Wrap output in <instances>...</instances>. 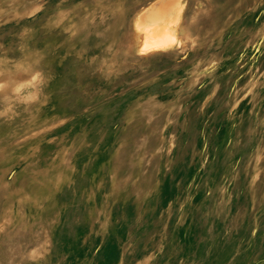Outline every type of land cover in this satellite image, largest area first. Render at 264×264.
Masks as SVG:
<instances>
[{
  "label": "rangeland",
  "instance_id": "rangeland-1",
  "mask_svg": "<svg viewBox=\"0 0 264 264\" xmlns=\"http://www.w3.org/2000/svg\"><path fill=\"white\" fill-rule=\"evenodd\" d=\"M0 264H264V0H0Z\"/></svg>",
  "mask_w": 264,
  "mask_h": 264
},
{
  "label": "bare ground",
  "instance_id": "bare-ground-1",
  "mask_svg": "<svg viewBox=\"0 0 264 264\" xmlns=\"http://www.w3.org/2000/svg\"><path fill=\"white\" fill-rule=\"evenodd\" d=\"M149 3V2H148ZM154 3H156V2H154ZM161 5V4H160ZM163 5V4H162ZM162 5L160 6V7H157L158 8V10H159V12L161 13V14H165L166 13V11H165V13L163 12V10H161L160 8L162 7ZM142 7V6H141ZM149 7V6H148ZM151 7H152V5H151ZM154 7V6H153ZM179 7V6H178ZM182 7H183V5H182ZM181 6H180V8H182ZM180 8H178V9H180ZM127 10V9H126ZM147 10V9H146ZM157 10V9H156ZM157 10V11H158ZM161 10V11H160ZM206 10V9H205ZM130 11V10H129ZM154 11H155V9H154ZM153 11V12H154ZM156 11V12H157ZM179 11L180 10H178V13H179ZM144 12V11H143ZM143 12H142V14H143ZM155 12V13H156ZM158 12V13H159ZM163 12V13H162ZM123 13H125V12H123ZM129 13V12H128ZM177 13V14H178ZM141 14V15H142ZM131 15V14H130ZM154 15V14H153ZM176 15V14H175ZM127 16V15H126ZM155 16V15H154ZM158 16H159V14H158ZM157 16V17H158ZM164 16V15H163ZM163 16H161L160 15V17H163ZM173 16V15H172ZM177 16V15H176ZM138 17V16H137ZM170 17V16H169ZM165 17L164 16V18H165V20H163L164 22H166V23H168V21H169V24L171 23H174V25H176L175 23H177L178 22V20H177V17H175L174 16V18H176V20H177V22H175V21H173V22H170L171 21V18H173V17ZM142 19L143 17L142 16H139V18L138 19ZM144 18H146V17H144ZM150 18V17H149ZM154 18V17H153ZM167 18H169L168 20H167ZM174 18H173V20H174ZM140 19V20H141ZM161 19V18H160ZM184 19V18H183ZM155 20H156V18H155ZM154 20V21H155ZM153 21V20H152ZM161 21V20H160ZM160 21H157V23L156 24H160ZM141 22V25H142V22L143 21H139L138 23L137 22H135V23H137V24H139ZM153 23V22H152ZM165 23V24H166ZM161 24L162 25H164V23L163 22H161ZM169 24H167V25H169ZM170 24V25H171ZM140 25V26H141ZM162 25H160V26H155V27H147V29L145 28V29H143V33H142V37H141V40H140V44H139V47H138V54L139 55H145V54H147V53H150V52H156V51H164V50H167V49H169V48H171L172 47V45H173V43L175 42V40H176V28H171V27H168L167 25L166 26H162ZM173 25V24H172ZM173 25V26H174ZM184 25V24H183ZM137 28H136V27ZM139 26V27H140ZM154 26V25H153ZM134 28H136V29H138V25H135L134 24ZM135 30V29H134ZM136 31H138V30H136ZM189 32V31H188ZM137 33H140V32H137ZM126 34V33H125ZM185 35H187V34H185ZM133 37V36H132ZM127 39V38H126ZM163 54V53H162ZM153 56H154V54H152ZM152 56V57H153ZM145 57V56H144ZM148 57V56H147ZM154 58V57H153ZM161 58V57H160ZM145 60V59H144ZM160 60V59H159ZM180 60V59H179ZM152 62V61H151ZM17 92V91H16Z\"/></svg>",
  "mask_w": 264,
  "mask_h": 264
}]
</instances>
